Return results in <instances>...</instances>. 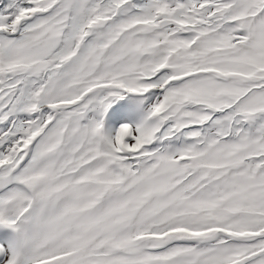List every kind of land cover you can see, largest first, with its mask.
<instances>
[{
  "label": "snow or ice",
  "instance_id": "snow-or-ice-1",
  "mask_svg": "<svg viewBox=\"0 0 264 264\" xmlns=\"http://www.w3.org/2000/svg\"><path fill=\"white\" fill-rule=\"evenodd\" d=\"M0 264H264V0H0Z\"/></svg>",
  "mask_w": 264,
  "mask_h": 264
}]
</instances>
